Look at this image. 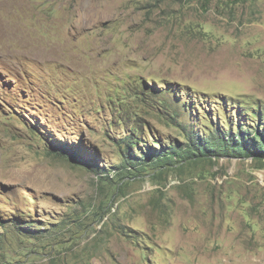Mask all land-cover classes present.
Wrapping results in <instances>:
<instances>
[{
    "label": "rangeland",
    "instance_id": "1",
    "mask_svg": "<svg viewBox=\"0 0 264 264\" xmlns=\"http://www.w3.org/2000/svg\"><path fill=\"white\" fill-rule=\"evenodd\" d=\"M136 122L264 132V0H0V264H264V159L117 174Z\"/></svg>",
    "mask_w": 264,
    "mask_h": 264
},
{
    "label": "trees",
    "instance_id": "2",
    "mask_svg": "<svg viewBox=\"0 0 264 264\" xmlns=\"http://www.w3.org/2000/svg\"><path fill=\"white\" fill-rule=\"evenodd\" d=\"M180 125L179 127L183 128L184 141L168 143V145L160 146L159 149H150L148 141L140 137V134L145 136V134L151 133V128L147 125L142 127L140 123L136 122L130 129L124 127L125 134L119 139L115 138L119 157L122 158L117 166V174L139 172L147 168L167 167L180 162L212 161L213 158L252 157L254 160L264 159V132L259 129L257 124L254 128H245L246 131L241 124L234 131L231 127H224L220 131L215 126L214 133L209 130L208 136L205 137L194 129L196 125L191 123L188 125L183 122ZM154 141H156L155 138L152 143ZM141 144L142 147H140ZM75 152L58 149L56 154L76 165H86L93 171L101 173L98 170L99 165H94L90 159L80 157Z\"/></svg>",
    "mask_w": 264,
    "mask_h": 264
}]
</instances>
